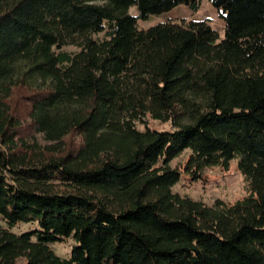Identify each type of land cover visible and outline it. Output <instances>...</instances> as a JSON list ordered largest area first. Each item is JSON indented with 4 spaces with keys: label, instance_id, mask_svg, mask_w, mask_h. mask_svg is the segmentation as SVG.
Returning a JSON list of instances; mask_svg holds the SVG:
<instances>
[{
    "label": "trees",
    "instance_id": "16d2710c",
    "mask_svg": "<svg viewBox=\"0 0 264 264\" xmlns=\"http://www.w3.org/2000/svg\"><path fill=\"white\" fill-rule=\"evenodd\" d=\"M207 1L223 37L138 25L202 0H0V264H264V0ZM232 160L242 198L172 190Z\"/></svg>",
    "mask_w": 264,
    "mask_h": 264
},
{
    "label": "rangeland",
    "instance_id": "374dc122",
    "mask_svg": "<svg viewBox=\"0 0 264 264\" xmlns=\"http://www.w3.org/2000/svg\"><path fill=\"white\" fill-rule=\"evenodd\" d=\"M129 13L135 15L137 13L136 6H131L129 8ZM181 18L186 20L206 18L217 29L220 37H223L224 35V23L218 16L217 11L207 0H202L200 8L195 12H192L184 5H179L160 15H154L149 20H139L138 25L145 28L160 21L168 19L179 20ZM66 49L73 50L74 47L68 46ZM27 94V90L24 88L18 87L13 90L9 99V104L14 113L25 115L27 111ZM147 122L149 126L157 129L171 128V123L169 121L161 122L159 120L147 118ZM139 128H141L140 125ZM73 139L75 140V137ZM188 153V150L183 151L171 161V166L180 167L182 169ZM246 186L247 184L243 175L237 169L236 160H232L227 170H223L217 166L205 168L202 172L201 178L197 180L189 178L186 174L182 173L179 181L172 186V190L181 195H186L195 200H201L206 204L211 205L216 199L232 203L237 199L242 198L247 193ZM30 226L31 224H20L17 226L16 230L27 229ZM74 244V239L68 237L63 241L53 242L50 246L57 255L68 257Z\"/></svg>",
    "mask_w": 264,
    "mask_h": 264
}]
</instances>
